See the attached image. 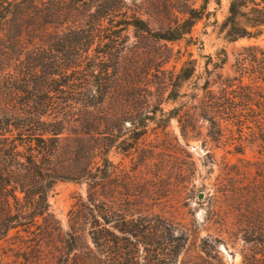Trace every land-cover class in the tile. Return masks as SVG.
<instances>
[{"label": "rangeland", "instance_id": "obj_1", "mask_svg": "<svg viewBox=\"0 0 264 264\" xmlns=\"http://www.w3.org/2000/svg\"><path fill=\"white\" fill-rule=\"evenodd\" d=\"M122 1V11L126 10L131 16L136 10L154 30L160 24H171L175 17H182V10L200 8L204 3L202 0ZM230 1L208 0L203 17L195 22L190 33L180 40L166 42L137 32L132 26L112 33L119 27L111 25L125 20L116 13L111 16L110 25L107 18L101 19V26L106 29L89 34L92 32L89 23L95 22V18L91 21V14L102 12V8H97L99 0H81L74 4L72 0L63 3L54 0L57 18L54 16L53 24L44 34L58 43L66 37L64 32L68 25L84 22V34L77 37L84 42L92 41L89 50L84 45V57H100L102 53L96 54L94 50H102L104 44L114 46L115 57L100 58L105 65L118 64L120 74L133 63L136 53H143V62L153 74L148 75L154 86L152 90L160 88L153 100L161 102L165 112L179 107V113L164 128L150 121L147 133L136 142L128 139L129 133L113 143L106 153L109 163L104 164L101 171V175L110 173V176L103 177L97 187L102 202H87L88 186L84 181L55 182L48 201L50 211L60 224L61 236L54 232L52 239L46 237V247L39 253L33 248L34 241L23 233L15 236L12 230L0 242V264H118L114 260L124 264L131 256L127 253L132 251L129 242L134 237L129 241L120 232L123 227L117 220L122 215L137 221L135 232L143 233L140 240H144L145 235L152 238L151 232H156L157 252L166 247L168 240H171V247L178 246L179 252L172 264H264V111L258 115L254 113L262 110L255 104L259 98L249 100L234 119L218 118L222 135L217 140L210 135L207 121L198 116H194L197 119L194 129H189L185 135L181 130L182 123L191 118V105L198 103L203 94L197 89L198 99L194 102L188 95L199 74L198 84L206 78L216 93L225 86L222 83L225 80L236 89L240 77L244 83L251 81V76L241 74L243 70L238 66L243 48L251 45L264 48V31L256 37L234 41L226 38L223 23ZM23 46L26 52L31 50L29 43L23 42ZM72 48L67 45L54 47V51L46 53L63 57L71 54ZM187 60H193L196 67L194 76L181 88L187 95L167 101L168 91L161 93L165 87L162 71L155 69L159 66V70L175 68L178 71ZM160 116L157 113L156 118ZM125 126L129 127L128 121ZM123 138L126 141L120 142ZM92 208L99 211L93 212ZM95 213L100 215L104 235V245L99 249L89 234ZM71 236L75 238L74 248L65 257L61 252L71 246ZM113 241L117 244L112 245ZM114 246L117 256L112 255ZM151 250L149 245L138 246L137 258H151Z\"/></svg>", "mask_w": 264, "mask_h": 264}, {"label": "trees", "instance_id": "obj_2", "mask_svg": "<svg viewBox=\"0 0 264 264\" xmlns=\"http://www.w3.org/2000/svg\"><path fill=\"white\" fill-rule=\"evenodd\" d=\"M72 1L74 4L81 0ZM109 1L99 0L97 8H102V12L91 14V21L95 18V22L89 23V31H92L89 34L100 28L106 29L101 26V19L107 18L110 25L111 16L116 13L125 20L111 25L119 27L112 33L132 26L137 32L166 42L180 40L190 33L195 22L203 17L208 2L202 0L204 3L200 8L182 10V17H175L171 24H160L154 30L147 20L136 14V10L131 16L126 10L122 11V0L115 4ZM53 5L54 0H0V242L14 230L15 236L23 233L34 241L33 248L39 253L46 247V237L52 239L54 232L58 237L62 234L48 201L53 184L57 181H84L88 186L87 202H102L97 187L103 177L110 176V173L101 175V171L103 165L109 163L106 153L113 143L129 133L128 139L136 142L147 133L150 121H154L156 127L164 128L179 113V107L165 112L161 102L153 100L160 88L152 90L154 86L148 75L153 74L143 62V53H136L133 63L120 74L118 64L111 67L100 58L115 57L116 54L112 53L114 46L104 44L106 48L94 50L96 54L102 53L100 57H84V45L89 50L92 44L91 40L84 42L77 37L84 34V22L82 25H68L64 32L66 37L58 43L44 34L53 24L54 16L57 18ZM80 14L84 17V10L81 9ZM223 26L229 41L259 36L264 31V0H231ZM23 42L29 43L31 50L26 52ZM66 45L73 47L71 54L47 56V51ZM243 52L238 66L243 70L241 74L251 76V81L244 83L240 77L236 89H232L233 84L225 80L222 82L225 86L216 93L211 90L208 79L198 84L199 74L188 95L194 102L198 99L197 89L203 94L198 103L191 105L190 120L181 125L183 135L194 129L197 121L194 116H198L207 121L210 135L219 139L222 129L218 118L234 119L252 98H259L255 104L262 108L260 113H254L258 115L264 111V48L251 45L244 47ZM159 69L157 66L155 70L162 71L165 87L161 93L168 91L167 101L187 95L181 92V88L194 76L193 60H187L178 71L175 68ZM157 113L161 115L159 118H156ZM126 121L129 127L125 126ZM125 141L124 138L120 140ZM92 210L99 211L97 208ZM92 217L89 234L99 249L104 245L100 215L95 213ZM117 222L121 223L120 232L127 240L134 237L129 242L132 251L127 253L131 256L126 264L175 262L179 247H171V240L157 252L156 232H151L152 238L145 235L144 240H140L143 233L135 232L136 220L122 215ZM70 239L73 241L71 246L61 252L65 257L74 248L75 238L71 236ZM114 244L117 241H113ZM141 245L152 248L151 258H137L136 250ZM114 248L112 255L117 256ZM114 261L120 263V260Z\"/></svg>", "mask_w": 264, "mask_h": 264}]
</instances>
